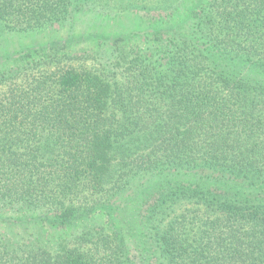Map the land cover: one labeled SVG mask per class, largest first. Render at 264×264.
Listing matches in <instances>:
<instances>
[{"label": "trees", "instance_id": "16d2710c", "mask_svg": "<svg viewBox=\"0 0 264 264\" xmlns=\"http://www.w3.org/2000/svg\"><path fill=\"white\" fill-rule=\"evenodd\" d=\"M185 3L0 58V264H264V0ZM89 5L0 0V57Z\"/></svg>", "mask_w": 264, "mask_h": 264}, {"label": "rangeland", "instance_id": "374dc122", "mask_svg": "<svg viewBox=\"0 0 264 264\" xmlns=\"http://www.w3.org/2000/svg\"><path fill=\"white\" fill-rule=\"evenodd\" d=\"M174 1L175 0H137L135 5L138 6V8L131 11V8L128 7L129 4L126 0H89L90 5L87 7L85 6V9H82L76 14L72 24L74 27L72 29H68V32L67 29L60 31V28H56L54 31L48 30L38 35H32L29 37L19 34L6 35L7 47L3 57L0 58H2L1 60L7 59L9 64L2 68H5L4 70H6L7 67L13 64L11 59L20 55L23 51L27 49L45 47L53 40H56L61 44V46H56L57 52L49 51L46 53L36 54L28 60L52 61L53 59L58 60V58L65 54H71L75 49H78L79 46H70L69 44L63 46V43L68 41L70 39V35L73 34L72 39L74 37H78L77 35H83L87 32L90 34L98 32L104 36V39H114L117 37H123V35H134V39L136 40L134 43H140L143 41V36L149 35L152 30L154 32V28H159V25L155 24L153 20L150 19L151 17L146 16L145 14L147 13L145 12L149 13L151 11V16H157V13L160 11L170 10L171 6L174 5ZM185 1L186 3L184 4L183 9L181 7V10L183 11L180 14V16H182L180 21L192 16L195 12V5L190 3L193 2V0ZM130 2L132 3L131 0ZM147 2H149V5L146 10L140 8ZM124 10L129 12H124ZM105 12H107L111 17H109V15L105 16ZM89 33H87V35L91 36ZM101 43L100 39H89V41L83 43L80 47H84V50L87 51L86 53L88 54L91 52L95 53L96 51L103 49V43ZM62 48L65 49L61 50Z\"/></svg>", "mask_w": 264, "mask_h": 264}]
</instances>
